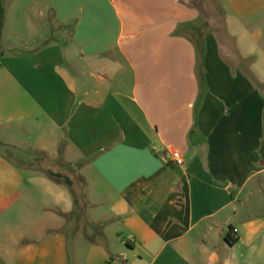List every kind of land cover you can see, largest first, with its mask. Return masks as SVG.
I'll use <instances>...</instances> for the list:
<instances>
[{"label": "crops", "instance_id": "obj_1", "mask_svg": "<svg viewBox=\"0 0 264 264\" xmlns=\"http://www.w3.org/2000/svg\"><path fill=\"white\" fill-rule=\"evenodd\" d=\"M218 2L236 45L195 0H8L0 264H264L263 2ZM67 168L106 241L72 229Z\"/></svg>", "mask_w": 264, "mask_h": 264}, {"label": "rangeland", "instance_id": "obj_2", "mask_svg": "<svg viewBox=\"0 0 264 264\" xmlns=\"http://www.w3.org/2000/svg\"><path fill=\"white\" fill-rule=\"evenodd\" d=\"M195 1L198 2L197 5L199 6L197 7L198 9L196 11L197 12L196 19L202 23L204 22V18L208 17V21H210V23L208 24V32L213 33L217 39L221 40V43L230 42V44H234V45L238 44L239 37H240L239 35L233 36L232 39L228 40L229 36L227 37V33L225 32V28L227 27V25L225 23L223 13H221V10L219 8L218 0H195ZM262 2H263L262 7L258 9L260 11V13H258L259 16H264V0H262ZM7 4H8V0H5V6ZM231 14L234 15L237 23H239L240 20L238 16H235L234 7H231ZM257 22H258V25L252 21V27L258 26V27L264 28V18L258 19ZM5 41H6V34L3 31L2 36H1V44L3 45L6 44ZM13 51H15L16 54L20 53L18 50H13ZM233 59L236 60L237 58L235 56H232L231 60ZM251 62L252 61L248 59V61H245L244 64L246 65V63H248L249 65ZM0 139L2 140L1 136H0ZM19 144H20L19 146L22 149L21 153H16L15 149H13L10 146L3 147L2 150L5 154L12 157L15 161H17L20 165H22L25 168L26 159L32 160L31 156L33 155L39 156L40 154L37 153L35 146L32 143L20 142ZM41 157L43 158V156ZM36 161L35 162L30 161L29 163L38 167L40 163L39 161L37 162ZM42 163H43V167L45 166L44 169L51 168V170L57 171L61 168L59 163L52 164L51 162L47 163L46 161ZM63 164L65 165V167L68 166L65 163ZM39 168H42V166ZM60 172L64 176L71 178V180L73 181V186H68L67 182L63 178H57L59 182H62L63 184L66 185V187L71 191V194L73 197L74 208H73V213L71 215V217L73 218V228L72 229L74 231L76 230L79 231V234L87 233L91 238L95 240H99V239L101 240L103 238V240L106 241V239L102 236V234L94 235V233L93 234L91 233V231L97 230L98 228L93 227L95 224H93V221H91L90 219V213H91L90 210L92 209V207H90L89 201L91 200L90 194L92 192L90 191V186H88L89 184H85L86 182H83V179L79 177V175H77L73 169L72 171L69 170L68 168L61 169ZM257 214L264 216V211L263 212L258 211ZM103 225H106V224L103 223ZM67 237H68L67 246H68L69 253L71 254V257H72V252L75 246L74 233L73 232L69 233Z\"/></svg>", "mask_w": 264, "mask_h": 264}, {"label": "trees", "instance_id": "obj_3", "mask_svg": "<svg viewBox=\"0 0 264 264\" xmlns=\"http://www.w3.org/2000/svg\"><path fill=\"white\" fill-rule=\"evenodd\" d=\"M5 19H6L5 0H0V56L2 54L1 35H2L3 28H4V24H5ZM250 77L254 80V78L252 76H250ZM49 175L51 177L63 178L67 182L68 186H73V181L70 178H68L62 174L49 172Z\"/></svg>", "mask_w": 264, "mask_h": 264}, {"label": "built area", "instance_id": "obj_4", "mask_svg": "<svg viewBox=\"0 0 264 264\" xmlns=\"http://www.w3.org/2000/svg\"><path fill=\"white\" fill-rule=\"evenodd\" d=\"M169 159L171 160V162L174 165H180V164H183V162H184L183 157L181 156L180 152H178V151H172L170 153Z\"/></svg>", "mask_w": 264, "mask_h": 264}]
</instances>
